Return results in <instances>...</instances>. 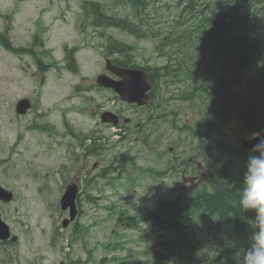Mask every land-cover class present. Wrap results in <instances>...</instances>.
Wrapping results in <instances>:
<instances>
[{"label": "rangeland", "instance_id": "rangeland-1", "mask_svg": "<svg viewBox=\"0 0 264 264\" xmlns=\"http://www.w3.org/2000/svg\"><path fill=\"white\" fill-rule=\"evenodd\" d=\"M81 3V0H0V34L9 38L16 49L8 50L0 42V186L13 193L11 202L0 203V216L17 236L15 243L0 249V259L6 264H137L153 261L162 253L168 258L165 264H204L219 254L225 243L224 235L196 231L193 237L178 239L171 232L140 222V216L160 201L175 196L172 188L180 181L181 173L197 175L196 183L189 182L191 187L207 180L208 169L205 164L202 167L206 157L203 148L195 149V141L186 146L185 133L179 129L187 126L191 116L199 117L205 111L215 117L222 110L216 106L206 110L213 91L196 104L173 99L168 103L167 114L160 111L157 99L155 117L159 119L163 113L167 122L157 120L153 135L147 130L140 131L141 113L123 106L127 118L138 114L136 119H130L129 133L125 135H119L112 126L107 129L110 148L106 163L102 162L105 154L101 162L105 169L102 176L108 177V182L98 180L95 187L87 186L78 216L67 228L62 227L68 212L59 206L64 189L60 183L66 185L76 178L79 162L72 155V147L47 140L44 148L38 131L29 130L33 116L15 113L16 102L23 98L32 102V98L41 96L45 105H68L65 97L75 96L86 85H92L89 93L74 99L76 110L50 116L52 122L62 123L57 137L70 140V124L98 128L97 116L90 113V109L98 110L97 103H104L109 110L121 108L110 91H98L94 86L95 77L105 72L106 59H125L123 54L110 53L109 41L129 45L130 60L137 66L164 64L159 40L138 39L120 29L95 30L87 24ZM218 34L221 42L217 49H221L227 34L223 28L218 29ZM69 54L75 62L72 72L64 68L69 64ZM239 81L247 83L244 79ZM179 89L187 90L183 85ZM228 89L226 85L221 87L224 95ZM235 90L227 97L223 110L230 111L229 103H236ZM254 93V87H245L239 94L253 100ZM255 99L262 102L258 97ZM215 103H219L218 93ZM182 106L183 113L173 116V110ZM230 124L225 128V136L232 144L250 139V133ZM49 130L52 131L51 127ZM127 157L132 160L127 162Z\"/></svg>", "mask_w": 264, "mask_h": 264}, {"label": "trees", "instance_id": "trees-1", "mask_svg": "<svg viewBox=\"0 0 264 264\" xmlns=\"http://www.w3.org/2000/svg\"><path fill=\"white\" fill-rule=\"evenodd\" d=\"M121 1L112 0L109 7L98 2L82 0L81 9L94 26L118 24L120 27V23H125L128 25L126 31L136 38H160L164 64L155 69L148 66L140 68L148 72L152 79L155 78L158 90L162 88L170 92L162 93L160 98H157L161 111L167 114L165 112L170 110L168 103L173 99L179 103L196 104L203 101L204 95H210L212 91L213 97L209 98L206 110H212L214 106L222 108L215 117H210L211 112L205 111L201 113L199 120L190 117L187 126L179 129L185 133L184 139L188 138L189 145L198 141L202 146L203 156L206 155L203 163L208 169L207 176L204 174L207 180L198 186H190L188 190L173 192L174 197L160 201L142 214L140 222L149 223L159 231L171 232L178 239L193 237L196 231L211 233L214 236L224 235L225 243L219 254L207 259L204 264H234V254L250 246V236L254 231L252 221L255 213L243 212L238 206L245 164L252 153L251 150L243 149L240 144H232L225 136V128L232 123L251 135L264 132V67H257L259 58L264 57L262 49L254 47L253 42H249L247 38L241 44L236 43L237 47L232 51L230 48L218 51L219 26L226 27L229 22V19L224 17L219 20L217 14V11L228 10V4L225 2H219L215 5L217 8H214L210 0H204V28L195 35H186L137 32L133 29L135 26L150 23L147 15L142 12L145 0H125L133 12L132 18L127 21H121L116 16ZM108 12L112 13L109 17ZM152 22L155 25L159 20L153 18ZM0 42L8 50L16 51L10 39L2 34ZM229 43L226 41L227 46ZM107 49L110 53L125 56V59L112 60L116 66L138 67L130 60L128 53L131 48L127 44L111 40ZM69 57L73 67V57ZM240 79L246 80L247 83L242 84ZM181 85L187 90L182 92L179 89ZM223 85L232 91L236 88L235 93L238 94L236 103H229L230 111L223 110V104L227 103V97L233 92L229 91L224 95L221 90ZM245 87L255 88L253 100L246 95L240 97L239 93ZM216 93L219 103H215ZM257 97L262 99V102L258 103L255 99ZM172 113L173 116L182 114L183 106ZM166 259L168 258L164 254L159 253L153 261L137 264H165Z\"/></svg>", "mask_w": 264, "mask_h": 264}, {"label": "flooded vegetation", "instance_id": "flooded-vegetation-1", "mask_svg": "<svg viewBox=\"0 0 264 264\" xmlns=\"http://www.w3.org/2000/svg\"><path fill=\"white\" fill-rule=\"evenodd\" d=\"M87 1V0H85ZM92 1V0H88ZM104 2L105 6L111 7L112 0H95V2ZM225 2L228 4V10L224 12L217 11L219 20L221 17L228 18L229 22L226 24V27L219 26V28H223L227 34V37L223 40V48L218 49L221 51L223 49L234 50L237 47V44H241L243 41H246L248 38L249 42H253L254 47L258 49H262V55L264 56V0H210L213 4L214 8H217L219 2ZM136 2H140V0H136ZM142 12L144 15H147L150 23H146L143 25H137L133 29L137 32H141L144 34H150L151 32L158 33H171V34H186V35H195L200 32L204 26L203 15H204V0H145L142 6ZM109 11V10H108ZM112 13L108 12L107 17L111 16ZM133 12L132 9L126 4L125 0H122L118 4V11L116 16L121 21H127L132 18ZM163 17L164 19H160ZM155 18L159 20L158 24L152 22V19ZM118 25V24H117ZM117 25H98L94 26L93 22L89 24L90 27H93L95 30H105L108 28L112 29H120L126 31L128 29V25L125 23H120V27ZM152 25V26H151ZM127 32V31H126ZM129 33V32H128ZM130 34V33H129ZM146 38H154V37H146ZM160 41V38H154ZM226 41H229V45L227 46ZM219 42L221 39L219 38ZM218 42V43H219ZM237 43V44H236ZM161 45V42H160ZM264 59V57L259 58ZM164 60V59H163ZM42 67V66H41ZM64 68L70 72L74 69L72 67V63L69 60V64L64 65ZM68 68V69H67ZM151 69H155L157 67L150 66ZM149 82L151 84V89L148 91V101L144 106H137L136 104H128L122 102L114 93V99L118 100L117 105H121V108H113L106 109L104 103H97L96 107L97 111H92L90 109L91 115H96L97 127H83L81 126H72L69 125V134L72 136L70 140H61L56 135L57 131L61 129L62 123L59 122L54 123L51 121L50 116L54 113L61 114V112L67 111L68 113L73 112L72 110H76V102L74 99L81 96L82 94L89 93L91 89L90 85H86L87 88L83 89V92L76 94L75 96H67L64 99L67 101L68 105L59 106L54 105H45L44 101H41L42 98L39 96L38 98H32L31 102V111L27 113L33 116V120L29 123L28 127L31 132L38 131V135L40 137V143L45 148V144L47 140L50 142L57 144L58 146H69L72 147V155L75 158V161L79 162V171L76 178L69 184L60 183L61 187H64L63 191L67 186L73 185L76 189V199L75 205L79 211L82 206V195L87 194V186H90L88 189L98 183V180L108 182V177L102 176L104 174V168H102L103 164L106 163L108 157V150L110 146L108 145V132L107 129L109 126H112L117 129V133L122 136L128 132L130 119H136V115L141 113L138 116L139 125L142 127L141 132L148 131L149 135H153L156 130V122L157 120L167 122V116H162L159 119H156V106L157 98L160 97L162 93H170L169 90L160 89L156 87L155 78H151L149 75ZM96 84H94L95 86ZM85 86V85H84ZM98 91L106 92V90L100 88L98 85ZM41 87V84H40ZM81 87V86H80ZM77 89V88H76ZM78 91V89H77ZM233 92L232 90H227V92ZM236 94V93H235ZM99 97L98 95H96ZM90 99H93L91 96ZM102 99V98H101ZM114 103V101H113ZM156 104V106H155ZM113 105V104H111ZM161 105V104H159ZM123 106H127L132 110V112H138L133 117L127 118ZM61 108H63L61 110ZM161 109V107L159 108ZM158 109V110H159ZM110 111L114 113L117 117V124H104L100 120V116L105 111ZM162 110V109H161ZM35 112V115L32 112ZM195 117L199 120L198 116ZM98 118L100 122L98 121ZM129 119V121H128ZM188 122V119H187ZM51 127L52 131L49 130ZM180 128V127H179ZM46 137V140H44ZM21 138V131L17 133V139ZM198 140V138H195ZM88 140V141H87ZM188 138L184 139V144L189 146ZM142 144L141 142H138ZM76 145V147H74ZM202 146L195 141V149ZM45 151V149H44ZM151 152V155L154 156V152ZM105 154L106 159L101 162L102 156ZM95 161H92V160ZM132 157H127L126 161L130 162ZM177 164L180 163L179 158L177 159ZM129 164V163H128ZM90 165V166H89ZM202 167H204V163L202 162ZM95 171L93 172V170ZM97 174H94L96 173ZM190 176V178H189ZM186 176L184 173L180 174V181L172 188V192L184 191L189 189V182L196 183L197 175H189ZM198 179V178H197ZM202 179V178H201ZM9 242L0 243V249L6 246ZM0 264H6L1 261Z\"/></svg>", "mask_w": 264, "mask_h": 264}, {"label": "water", "instance_id": "water-1", "mask_svg": "<svg viewBox=\"0 0 264 264\" xmlns=\"http://www.w3.org/2000/svg\"><path fill=\"white\" fill-rule=\"evenodd\" d=\"M105 71L111 75L120 78L116 80L103 73L97 76L95 82L97 85L112 90L119 99L128 104H136L143 106L148 101V91L151 84L148 81L147 74L140 69H123L112 64L110 60L105 61ZM30 103L28 100H20L16 104L18 114H24L29 110ZM101 121L106 124H117V117L111 112H104L101 115ZM264 135V132L261 133ZM257 143L256 139H245L241 141V147L245 150H251ZM13 199L12 193L8 192L0 186V203H9ZM76 189L73 185L67 187L60 200V208L62 211H68V218L62 221V227H67L77 215L75 205ZM17 237H10L9 226L1 219L0 216V243L9 241L16 242Z\"/></svg>", "mask_w": 264, "mask_h": 264}, {"label": "clouds", "instance_id": "clouds-1", "mask_svg": "<svg viewBox=\"0 0 264 264\" xmlns=\"http://www.w3.org/2000/svg\"><path fill=\"white\" fill-rule=\"evenodd\" d=\"M257 67H264V59L257 61ZM250 139H256L257 143L245 164L238 206L243 212L255 213L254 231L250 246L234 254V264H264V135L255 132Z\"/></svg>", "mask_w": 264, "mask_h": 264}, {"label": "bare ground", "instance_id": "bare-ground-1", "mask_svg": "<svg viewBox=\"0 0 264 264\" xmlns=\"http://www.w3.org/2000/svg\"><path fill=\"white\" fill-rule=\"evenodd\" d=\"M118 53V52H117ZM117 65V64H116Z\"/></svg>", "mask_w": 264, "mask_h": 264}]
</instances>
